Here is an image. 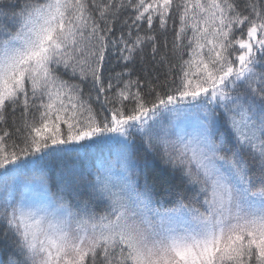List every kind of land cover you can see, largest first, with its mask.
<instances>
[{
	"label": "snow or ice",
	"instance_id": "obj_1",
	"mask_svg": "<svg viewBox=\"0 0 264 264\" xmlns=\"http://www.w3.org/2000/svg\"><path fill=\"white\" fill-rule=\"evenodd\" d=\"M0 264H264V0H0Z\"/></svg>",
	"mask_w": 264,
	"mask_h": 264
}]
</instances>
